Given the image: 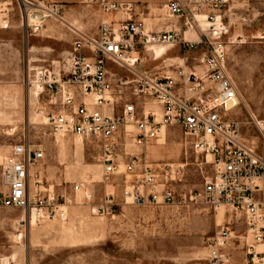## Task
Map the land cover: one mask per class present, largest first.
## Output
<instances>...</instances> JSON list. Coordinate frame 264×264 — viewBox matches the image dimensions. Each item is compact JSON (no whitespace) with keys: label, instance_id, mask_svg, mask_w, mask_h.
Masks as SVG:
<instances>
[{"label":"built area","instance_id":"2783aa9c","mask_svg":"<svg viewBox=\"0 0 264 264\" xmlns=\"http://www.w3.org/2000/svg\"><path fill=\"white\" fill-rule=\"evenodd\" d=\"M22 2L27 35L41 33L48 19H63L64 9L58 4ZM231 2L174 0L165 6L185 32L202 33L198 41H189L178 31L149 32L144 21H104L97 37L80 35L67 59L36 71L32 84L48 99L52 135L97 142L107 179L125 177L123 199L133 206L188 202L186 196L178 201L168 183H162L171 167L149 163L145 152L167 129H181L190 148L212 168L202 189L189 197L190 203L226 217L222 230L207 242L210 260L264 264V118L250 113L248 121L262 141L260 152L246 141L244 123L232 116L241 99L228 64L231 27L226 9ZM103 9L113 14L122 7L103 0ZM163 45L203 51V62L189 71L179 69L175 76L138 68L143 50ZM44 159V151L21 142L1 166L8 189L1 203L23 211V223L68 220L67 207L54 191H43L37 183V191L32 192L31 170ZM238 227L242 231L237 234L233 229ZM232 247L241 249V263L228 253Z\"/></svg>","mask_w":264,"mask_h":264},{"label":"rangeland","instance_id":"374dc122","mask_svg":"<svg viewBox=\"0 0 264 264\" xmlns=\"http://www.w3.org/2000/svg\"><path fill=\"white\" fill-rule=\"evenodd\" d=\"M8 1H0V264H213L207 242L222 230L226 217L190 203L212 168L190 148L181 129H167L145 152L149 163L171 167L162 183H168L178 201L186 196L188 202L147 208L124 201V176L107 179L97 142L57 139L51 133V107L32 84L33 75L39 67L67 59L77 31L95 34L103 0H91L68 20L65 15L48 19L33 38L23 22V0L3 3ZM226 22L231 27L229 73L241 99L232 116L244 123L246 141L263 152L248 121L250 113L264 118V0H232ZM188 53L182 50L178 56ZM141 56L147 69L157 66L147 51ZM21 142L45 152V159L31 170L33 194L37 183L43 191H54L67 207V221L31 225L23 223V211L3 207L8 189L1 166ZM128 150L134 152L130 142ZM233 231L238 234L242 228ZM240 250L232 247L228 252L238 263Z\"/></svg>","mask_w":264,"mask_h":264},{"label":"crops","instance_id":"0c3cea01","mask_svg":"<svg viewBox=\"0 0 264 264\" xmlns=\"http://www.w3.org/2000/svg\"><path fill=\"white\" fill-rule=\"evenodd\" d=\"M4 1V0H0ZM47 3L58 4L63 7L64 15L67 20L70 19L72 13L76 11L80 7H84L91 0H44ZM110 5H115L122 7L117 13L108 14L105 12L100 17V26L104 21H110L114 23L126 22L130 19L135 21H144L146 30L153 33H162V32H170V31H178L180 34L185 37L189 41H198L202 37V33H192L185 32L183 24L177 18L170 17L168 15V11L165 8L167 4L174 0H104ZM186 1V0H181ZM12 4V0L8 2H3ZM203 30H206L207 26L205 23L202 24ZM99 29L92 35H86L89 37H97L99 35ZM78 36L85 35L81 31L76 32ZM38 35H28V38H33ZM75 42V41H74ZM74 45V43H73ZM72 45V49L70 54L74 50V46ZM160 46L151 47L147 52L150 56V60L157 64L153 69H147L146 61L142 59L141 64L139 65V69L141 70H149L156 71L158 73L164 75L175 76L179 69H184L186 71L191 70L192 68H197L202 64L204 59L203 51L190 52L185 57L178 56L179 53H182V48L179 46H171V45H163L167 49L165 55L158 59L157 55L154 54L155 48H159ZM43 67H39L36 71L40 70ZM110 68L116 72L122 74V71L110 65ZM173 69V70H172ZM36 73L33 75V79L35 78ZM32 77H28L30 81Z\"/></svg>","mask_w":264,"mask_h":264},{"label":"bare ground","instance_id":"6f19581e","mask_svg":"<svg viewBox=\"0 0 264 264\" xmlns=\"http://www.w3.org/2000/svg\"><path fill=\"white\" fill-rule=\"evenodd\" d=\"M5 28H8V27H5ZM166 51H167V49H166L165 47L160 46L159 48H155V50H154V54H156L157 57L159 58V57L164 56L165 53H166ZM149 56H150V55H149Z\"/></svg>","mask_w":264,"mask_h":264}]
</instances>
